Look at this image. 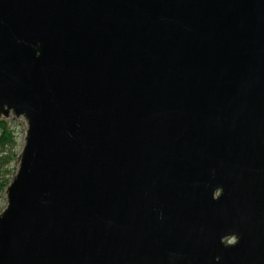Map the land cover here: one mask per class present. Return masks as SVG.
I'll use <instances>...</instances> for the list:
<instances>
[{
  "label": "water",
  "instance_id": "1",
  "mask_svg": "<svg viewBox=\"0 0 264 264\" xmlns=\"http://www.w3.org/2000/svg\"><path fill=\"white\" fill-rule=\"evenodd\" d=\"M0 115V264H264V0H0Z\"/></svg>",
  "mask_w": 264,
  "mask_h": 264
},
{
  "label": "rangeland",
  "instance_id": "2",
  "mask_svg": "<svg viewBox=\"0 0 264 264\" xmlns=\"http://www.w3.org/2000/svg\"><path fill=\"white\" fill-rule=\"evenodd\" d=\"M3 123V125L8 128L12 136L15 140L14 144L10 146L1 147L0 146V157H4L7 155H15L14 160L10 161L8 165L5 166V163L2 161L3 158L0 160V182L2 181V178L8 180V184L11 182L12 178L15 176L17 171V156L21 153L24 144H25V137L27 132V123L23 118H17L14 115L10 116H3L0 115V123ZM1 128V124H0ZM1 131V129H0ZM5 171H8L7 173ZM6 188L3 190H0V213L6 208L7 206V199H6Z\"/></svg>",
  "mask_w": 264,
  "mask_h": 264
},
{
  "label": "trees",
  "instance_id": "3",
  "mask_svg": "<svg viewBox=\"0 0 264 264\" xmlns=\"http://www.w3.org/2000/svg\"><path fill=\"white\" fill-rule=\"evenodd\" d=\"M0 124H1L0 146L5 147V146H10V145L14 144L15 140L12 136L11 131L8 128H6L2 122ZM1 158H3L2 161L5 163V166H6L10 163V161L14 160L15 155H11V156L7 155L4 157H0V160H1ZM5 172L7 173L8 171H5ZM1 175H4V172H3V174H0V177H1ZM7 186H8V180L2 178V181L0 182V190L5 189Z\"/></svg>",
  "mask_w": 264,
  "mask_h": 264
}]
</instances>
